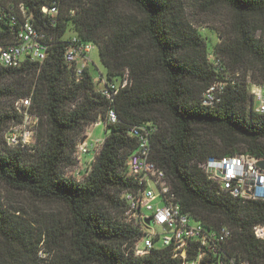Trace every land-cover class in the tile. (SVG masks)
I'll return each mask as SVG.
<instances>
[{
  "label": "trees",
  "instance_id": "obj_1",
  "mask_svg": "<svg viewBox=\"0 0 264 264\" xmlns=\"http://www.w3.org/2000/svg\"><path fill=\"white\" fill-rule=\"evenodd\" d=\"M50 1H0V46L15 41L25 15L49 45L42 62L0 64V182L59 203L65 213L36 227L0 199V250L22 247L30 264H181L171 246L136 255L141 231L123 219L122 193L137 187L127 174V157L138 146L130 129L141 125L148 130L151 159L165 171L182 210L207 230L231 229L222 246L227 256L264 264V240L253 230L264 221V200L234 197L200 165L241 153L264 158V112L254 109L251 93L252 83L264 84V40L257 35L264 31V0H206L207 8L231 13L229 29L210 49L209 37L185 19L180 0H61L54 16L42 10ZM69 30L98 47L106 70L98 80L88 67L76 79L64 56ZM125 74L128 84L110 102L100 79L118 81ZM218 81L226 82L221 101L204 104V91ZM5 99H13L12 111L2 105ZM23 99L36 119L30 148L1 138L5 124L19 117L14 103ZM110 107L115 123L107 121ZM98 121L110 133L89 173L75 179L65 169L75 164L80 134ZM197 252L192 242L187 260ZM221 257L210 252L199 264H219ZM0 264L10 263L0 257Z\"/></svg>",
  "mask_w": 264,
  "mask_h": 264
},
{
  "label": "built area",
  "instance_id": "obj_2",
  "mask_svg": "<svg viewBox=\"0 0 264 264\" xmlns=\"http://www.w3.org/2000/svg\"><path fill=\"white\" fill-rule=\"evenodd\" d=\"M60 2L61 0H51L50 5H44L42 10L54 16L59 11ZM19 7L25 15L24 6L20 4ZM70 12L75 13V9H71ZM12 21L15 24L17 18L13 16ZM43 40L44 33L35 27L30 17L25 15L23 23L17 30L15 41L0 46V64L8 67L19 66L25 59L42 62L46 58L49 47ZM93 47L92 42L81 41L76 35L69 38L64 56L65 60L74 66V75L77 80L88 67L89 53ZM100 80L101 91L110 102H114L119 89L126 86L129 81L127 74L118 81H109L106 78ZM225 85V81H218L208 86L203 93V103L214 105L220 102L225 92ZM251 93L253 104L256 102V109H254L264 112V84L252 83ZM24 101L26 104L29 103V99ZM26 112L29 114V111ZM117 120L115 108L110 107L107 112V121L115 123ZM130 133L138 137V146L127 157V174L134 178L137 187L134 190H125L122 195L127 200L123 213L124 221L141 231L134 245V253L144 256L153 247L171 246L174 256L182 257L181 264H199L204 255L210 252L214 255L222 254L223 258L218 260L219 264H249L246 260H236L222 252V246L232 236L230 228L223 226L219 229L207 230L204 225L182 210L165 171L151 159L148 130L141 125L133 126ZM101 143L100 140L95 141L96 151L90 149L87 144L81 145L75 157L76 161L82 162V155L87 153H92L90 161H93ZM263 159L249 153H241L209 157L200 165L211 180L217 182L222 190L234 197L243 200H264V167L259 164ZM89 170L90 167L86 175ZM149 218H152L151 225L147 224ZM253 230L258 239L264 240V221L255 224ZM192 242L197 244L198 252L193 259L187 260Z\"/></svg>",
  "mask_w": 264,
  "mask_h": 264
},
{
  "label": "rangeland",
  "instance_id": "obj_3",
  "mask_svg": "<svg viewBox=\"0 0 264 264\" xmlns=\"http://www.w3.org/2000/svg\"><path fill=\"white\" fill-rule=\"evenodd\" d=\"M180 1L184 17L187 22H189L193 28L198 29L202 35L205 36V39L209 37L208 46L210 49L212 47V43L217 41V36H223V32L229 29L231 22L230 11L223 6H217L209 9L205 5L206 0ZM73 33V31L69 30L65 34V37H70ZM257 35L264 40V31H258ZM88 68L95 76L96 80H98L100 74H106V70L101 63L99 50L96 45H94L93 49L89 53ZM28 82L29 79L27 80V83ZM11 83H13V81ZM100 85L102 84L100 83ZM19 87L20 89L23 88L21 85ZM12 102L13 99H5L2 102V105L12 111ZM25 105L26 103L24 99L14 103L19 117L5 124L1 138L5 137L6 140L13 145L19 147L26 146L30 148L37 140L35 127L36 121L30 114H27V112L25 113V109L23 108ZM254 108L256 109V102L254 103ZM109 133L110 129L106 127L103 121H98L93 123L88 128H85L77 140L74 156L76 157V155H78V149L84 144H87L90 149H94L96 151L97 147L94 145L95 141H103ZM3 146L5 145L1 142L0 147ZM91 155L92 153H90L89 156L82 155V162L80 160L77 162L75 158V164L67 167L65 169V173L71 175L75 179L84 178L87 169L92 163V161H90ZM0 199L9 211L15 213L16 216L22 217L24 220L32 223L36 227H39V223H43L48 219V217L62 216L65 213L63 205L54 201L40 200L24 190L13 189L4 182H0ZM147 213L150 212L147 211ZM147 224L149 223L147 222ZM11 252L14 254L11 255ZM39 256L45 257L46 254L40 252ZM0 257L6 258L10 264H30V261L27 262V260H25L28 258V255L22 247H19L17 251H14L11 248L9 250H0Z\"/></svg>",
  "mask_w": 264,
  "mask_h": 264
},
{
  "label": "water",
  "instance_id": "obj_4",
  "mask_svg": "<svg viewBox=\"0 0 264 264\" xmlns=\"http://www.w3.org/2000/svg\"><path fill=\"white\" fill-rule=\"evenodd\" d=\"M259 164H260L261 166L264 167V159L261 160V161L259 162ZM147 222L151 225V224H152V218H149Z\"/></svg>",
  "mask_w": 264,
  "mask_h": 264
}]
</instances>
